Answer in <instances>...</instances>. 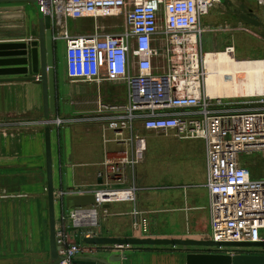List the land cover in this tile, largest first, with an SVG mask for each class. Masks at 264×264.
Returning a JSON list of instances; mask_svg holds the SVG:
<instances>
[{
  "label": "built area",
  "instance_id": "2783aa9c",
  "mask_svg": "<svg viewBox=\"0 0 264 264\" xmlns=\"http://www.w3.org/2000/svg\"><path fill=\"white\" fill-rule=\"evenodd\" d=\"M262 8L264 0H256ZM220 0H50L43 12L51 16L55 41L66 45V74L70 82L95 83V107L70 117L41 120L9 119L5 126H65L98 124L103 141L121 145L114 157L106 156L99 176L102 185L73 187L59 196L94 195L91 205L68 207L56 228L61 257L56 264H74L99 248L121 253L131 245L77 242L65 228H74L82 240L106 236L101 218L106 205H133L132 229L154 237L157 226L137 206L136 171L146 160L144 132H174L179 139H200L205 144L209 192L210 239L205 253L264 255V246L225 243L264 242V95L247 100L213 97L208 93L210 65L203 48L206 31L227 26L203 25L202 19ZM25 17V9L17 10ZM123 15L121 32L97 26L91 34L70 35L67 19ZM234 56V48L225 49ZM124 86V96L101 95V84ZM1 125V122H0ZM106 132L112 133L107 138ZM255 155L256 158L249 156ZM242 155V156H241ZM260 170V172L258 171ZM115 183V184H113ZM73 237V238H72ZM155 238V237H154Z\"/></svg>",
  "mask_w": 264,
  "mask_h": 264
},
{
  "label": "crops",
  "instance_id": "0c3cea01",
  "mask_svg": "<svg viewBox=\"0 0 264 264\" xmlns=\"http://www.w3.org/2000/svg\"><path fill=\"white\" fill-rule=\"evenodd\" d=\"M217 6L222 8L220 16H217L221 19L217 24H205V26L222 25L231 30L232 25H236L233 29L240 30L245 26V20L242 18L246 16L251 19H259L262 26V16L261 19L256 16L254 10L244 0H226ZM20 8L25 9L24 19L15 13ZM26 10L31 16V24L29 23L30 16ZM66 25L70 35L91 34L97 26H103L108 33H118L124 29L125 19L123 15L98 18L84 16L78 19L68 18ZM37 27L38 17L35 15L33 7L22 3L0 5V43L24 41L29 38L30 31H35ZM59 41H55L54 66L57 112L50 117L62 115L59 111L65 106L64 99L68 96L73 98L70 102L71 107L68 108L70 111H77L75 113L91 111L95 107L98 91L89 97H82L79 86L88 85L97 88V85L95 83H72L68 80L65 63L66 45L63 42L62 45H59ZM58 65L62 67L60 72L57 71ZM103 86L106 89L111 85L107 82L101 84V95L104 98L115 99L122 95V93L118 95L119 89L122 87H112V91H106L103 94ZM43 118H45L43 88L40 80L0 82V264L51 263L46 126H5L4 124L9 119L41 120ZM50 131L56 226L59 227L62 225V215L71 204L67 202V194L59 196L58 193L60 191L67 193L73 187L102 185L103 179L99 174L103 171L102 163L105 157L118 155L122 146L113 141L104 143L103 128L98 124L73 123L61 127L51 126ZM106 136L111 138L112 133L106 132ZM184 146L189 152L187 162L190 165L186 172L189 180L168 185L170 188L179 189V193L183 195V201L174 195L173 203L175 204L169 210L184 212L188 219L191 212L204 207L198 203V197L204 194L209 201V192L206 187L207 168L204 142L200 139L187 140ZM193 151L198 155L199 168L192 164ZM99 179H102L101 183ZM136 185L138 186V184ZM156 198L162 200L159 196ZM107 207L110 214L101 218V231L104 235L144 237L132 229L133 219L130 216V211L133 205L131 203L119 202ZM122 208L126 210H122ZM139 208L146 211L154 210ZM156 211V213H160L162 210ZM109 217H111L114 227L110 225L106 227L103 224V219ZM122 217L128 218L132 229L131 234L124 230L125 218L122 220V226L118 223ZM156 221L154 223L157 230L154 237L196 238L198 235L197 232L189 231L188 228V232L162 233ZM107 231L108 234H106ZM65 233L69 236L74 235L77 242H85L82 237L74 233V228L66 227ZM105 251L108 252L106 254L108 259L114 254L122 256L121 261L114 262V264H186L187 251L184 249L182 251L175 250L171 246L142 245L124 249L122 253L113 248L105 249ZM195 251L197 250L190 252Z\"/></svg>",
  "mask_w": 264,
  "mask_h": 264
},
{
  "label": "rangeland",
  "instance_id": "374dc122",
  "mask_svg": "<svg viewBox=\"0 0 264 264\" xmlns=\"http://www.w3.org/2000/svg\"><path fill=\"white\" fill-rule=\"evenodd\" d=\"M244 1L250 5L249 7L251 9L254 10L255 15L261 19L262 8L258 5L257 1ZM15 3H22L24 5H28L29 7H33L35 10V15L37 16V8L34 4L29 2ZM3 4L5 3H0V5ZM28 12L29 11L26 10L27 14ZM221 12V7H212L209 14L203 17V25L214 23L217 24L221 19L217 16H220ZM29 18V23L31 24V16ZM242 19L245 20V26L241 27L240 30H234L233 28L236 27V25H232L233 27L231 30L224 28L223 30L206 31L202 35V43L205 51L221 50L213 52L219 54L217 56V59L219 61H217V65L216 67H214V69L218 70L217 72L221 73L222 75L220 77V75L217 74L215 78H212L210 80L211 82H213V84L211 83V90L217 92V94H220L221 96L223 95L228 97L227 99L232 100H247L252 98L248 97L251 95H255L253 98L264 95L263 26H261L259 19H251L249 16H246L245 18L243 17ZM62 42L65 44L63 40H60L58 44L62 45ZM224 47L225 49L227 47H233V54L235 57L227 54ZM254 68H256L257 72L251 74L250 72L253 71ZM61 70L62 67L58 65L57 71L60 72ZM109 85L111 86H108L106 89L103 86V94H105L106 91H112V87L114 88L117 86L113 85L112 83H109ZM79 87L82 97H89L97 93V88L94 86L80 85ZM117 87H122V89L120 88L121 90L119 89L118 95L122 93L121 96H124V86L119 85ZM76 90L78 89L76 88ZM72 99L73 98H71L70 96L64 99L63 104H65V106H63L61 111H59L62 114L61 117H70L82 113V111L75 113L77 111H70L68 109L69 107H71L70 102H72ZM60 107L61 106L59 105V108ZM83 112H89V110ZM66 114L69 115L65 116ZM144 135L147 144L146 160L144 161V163L138 165V176L136 171V184H138L140 188L137 192V205L139 204L138 208L142 207L147 209H154L146 211L139 208L147 217L151 219L152 222L157 220L156 223L162 233L178 231L188 232V228L189 231L197 232V239L210 238V215L208 210V199L206 195L202 194L197 199L198 203L204 207L191 212L190 218L188 219L185 216L184 212L182 213L169 210L175 204L173 203L174 195H177V198L182 199V201L183 195L182 193H179V189L170 188L168 187V185L188 182L189 180L188 174L186 173L188 170V166L190 165L187 162L189 152L185 149L184 146L187 140L178 139L174 132H144ZM249 157L256 158L254 154ZM192 164L195 165L196 168L200 167L198 155L195 151H193L192 155ZM258 171L260 172V170ZM157 196H159L162 200H157ZM159 209H161L162 211L160 213H156V210ZM122 210L126 209L122 208ZM108 213L110 214L109 208ZM152 214H154V216H151ZM124 218L125 217H122V219L118 221L121 226L122 220ZM102 222L106 227H108L109 225L111 227H114L111 217L103 219ZM125 222L126 225L124 226V230L131 234L132 229L131 224L128 223V218H125ZM106 234H108V231ZM132 247H137V245H132ZM198 248V246L174 247L175 250L179 251H182L184 249V251H187L186 255L188 254V252L197 250ZM201 248L206 250L209 248V246ZM106 254H108V252H106L105 249L99 248L94 255H91L96 259L108 260ZM83 257L85 256H80L78 258Z\"/></svg>",
  "mask_w": 264,
  "mask_h": 264
},
{
  "label": "water",
  "instance_id": "95a60500",
  "mask_svg": "<svg viewBox=\"0 0 264 264\" xmlns=\"http://www.w3.org/2000/svg\"><path fill=\"white\" fill-rule=\"evenodd\" d=\"M50 0H0V3L29 2L36 6L38 27L30 31L29 38L18 42L0 43V82L40 80L43 88L44 117L49 119L57 112V91L55 74V40L50 15L43 12V3ZM224 3L226 0H220ZM14 76V77H6ZM51 126L45 128L47 180L50 222V264H56L61 257L58 254L59 246L56 243V215L55 195L53 185L51 159ZM102 182V179H99ZM67 202L72 207L91 205L95 203L94 195H69ZM108 206V205H106ZM90 244H121V245H150L171 247H206L215 245L210 239L197 238H161V237H116L101 236L84 239ZM235 246H264V242L255 243H225ZM119 254L111 255L108 260L96 259L92 256L77 258L74 264H114L121 261ZM186 264H264V255H223L214 253L190 252L186 255Z\"/></svg>",
  "mask_w": 264,
  "mask_h": 264
},
{
  "label": "bare ground",
  "instance_id": "6f19581e",
  "mask_svg": "<svg viewBox=\"0 0 264 264\" xmlns=\"http://www.w3.org/2000/svg\"><path fill=\"white\" fill-rule=\"evenodd\" d=\"M226 53L229 54L228 52H226ZM218 55L219 54H216V53H209L207 55V61L210 64V65H208V67H209V75H208V78H207V86H208V93H209V95H211L213 97H219V98H221V97H226V96H223V95L221 96L220 94H217V92L211 90L212 89L211 83L213 84V82L210 81L212 78H215L217 76V74L220 75V77L222 75L221 73H218L217 72L218 70H215L214 69V67H216V65H217V61H219L217 59V56ZM255 65H256V63H255ZM257 69H259V68H257ZM254 72H257L256 68H254L253 71H251L250 73L252 74ZM237 73H242V72H237Z\"/></svg>",
  "mask_w": 264,
  "mask_h": 264
},
{
  "label": "flooded vegetation",
  "instance_id": "af4514ba",
  "mask_svg": "<svg viewBox=\"0 0 264 264\" xmlns=\"http://www.w3.org/2000/svg\"><path fill=\"white\" fill-rule=\"evenodd\" d=\"M202 249H203V248L199 247V248L197 249V251H195V252H196V253H205L204 251H202Z\"/></svg>",
  "mask_w": 264,
  "mask_h": 264
}]
</instances>
